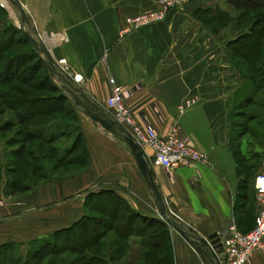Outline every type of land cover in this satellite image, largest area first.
Listing matches in <instances>:
<instances>
[{"label":"crops","instance_id":"0c3cea01","mask_svg":"<svg viewBox=\"0 0 264 264\" xmlns=\"http://www.w3.org/2000/svg\"><path fill=\"white\" fill-rule=\"evenodd\" d=\"M20 1L38 33L45 34L46 40H55L52 50L47 49L53 58L65 59L67 73L73 78L83 76V81L76 84L81 86L84 104L91 112L106 108L112 76L133 90L128 106L164 135L179 117V103L201 95L179 121L195 146L207 154L208 164L200 165L199 178L188 167L168 174L154 165V179L164 197L167 217L175 215V222L196 237L221 233L231 223L238 227L235 211L241 175L226 147L229 127L222 114L230 100L224 97L226 93L220 85L202 83L225 60L223 42L216 39L222 32L212 34L194 16L196 10H215L226 0L191 1L171 9L164 20L124 36L120 30L126 26L127 17L155 8L158 0ZM61 34L67 39H58ZM56 76L61 79L59 74ZM78 118L88 164L42 182L35 190L24 193L21 201H13L15 205L3 207L0 244L27 243L71 225L87 213L86 193L102 188L123 189L125 192L118 191L134 208L159 214L163 219L157 197L148 186L149 176L140 170L124 136L91 119L84 107L78 110ZM168 226L166 239L174 264H213L169 223ZM248 264H264V252H255Z\"/></svg>","mask_w":264,"mask_h":264},{"label":"trees","instance_id":"16d2710c","mask_svg":"<svg viewBox=\"0 0 264 264\" xmlns=\"http://www.w3.org/2000/svg\"><path fill=\"white\" fill-rule=\"evenodd\" d=\"M246 1L243 6L238 5L239 0L235 2L242 9L237 28L248 29L228 43L233 56L241 55L239 42L252 40L254 45H262L257 38L264 37V0ZM0 9L8 12L1 3ZM202 12L221 19L218 13L225 11L217 10L216 14L208 8ZM21 24L24 25L22 21ZM23 29L14 24L5 25L3 30L0 27V178H4L0 186L10 189L11 196L33 191L68 170L78 171L89 161L78 110L84 107L86 113L91 111L85 104H76L65 89L71 83L69 77L54 66L48 52L38 48ZM259 52L257 49L246 60L254 62ZM58 74L65 85L56 82ZM118 190L123 189L88 191L87 213L46 237L27 243H1L0 264H42L45 258L46 264H113L122 255L129 256V264H174L166 239L168 223L134 208ZM240 197L246 200L247 194ZM157 202L161 204L158 198ZM245 204L241 201V208ZM167 218L174 222L176 219ZM248 218L251 221L240 226L250 225L251 230L255 217ZM133 236L139 240L134 241L135 246H128L125 241ZM24 245L26 251L22 253Z\"/></svg>","mask_w":264,"mask_h":264},{"label":"rangeland","instance_id":"374dc122","mask_svg":"<svg viewBox=\"0 0 264 264\" xmlns=\"http://www.w3.org/2000/svg\"><path fill=\"white\" fill-rule=\"evenodd\" d=\"M235 2L236 0H226L225 3L221 4L222 7L217 6V8L213 10L215 12L212 13L216 14L220 11H225L221 12L220 15L218 13V16L222 17L221 19H214L212 14H207V12H202L200 10H196L194 16L197 20L205 24L206 28L209 27L212 34L217 35L222 32L221 36L216 37V39H220L223 42L222 54L225 60L223 59L219 64L218 71L203 79L202 83L203 85H220L224 91L223 93H226L224 94V97L227 101L230 100L226 105V110H223L222 114L226 121L225 125L227 128L229 127L226 147L231 153L232 164L237 173L238 171L246 173L238 180L237 191L239 192L235 211V221L238 224V228L245 231L249 230L250 225H248V227L245 225V227H242L240 226V223H244L247 220L249 223L251 220L248 217H253V219L255 217L256 219L258 213V203L256 199L255 180L256 176L264 171V37L257 38L262 45H254V41L252 40H248V43L247 41L239 42L238 51H240L242 56H233L231 54V48L228 47V43L238 34L248 29L244 27L237 28V17L242 9H238ZM2 3L8 12L0 9V12H4V14L0 13L1 30L5 28V25L12 24L22 29L21 13L18 5L14 3L13 0H2ZM246 3V0H239L238 5L243 6L246 5ZM217 10L218 12H216ZM205 27L203 29H205ZM24 30L25 29H23V31ZM26 31L38 41L41 38V34L39 36L37 29L30 31L27 28ZM58 39H60V37H58ZM54 42L55 40L49 38L45 41V47L48 50H52L51 46L52 44L54 45ZM257 49H260L259 57L254 62H250L249 60L247 61L246 57L251 53H255ZM49 52L50 51H48V54H50ZM209 68L210 67H207L206 69L208 70ZM55 80L59 85H65L63 80L60 82L61 79H59L58 76L55 77ZM198 96L200 97L201 95L198 94ZM193 107L186 110L185 113ZM195 129L197 130L196 127ZM115 130L118 131L120 135L122 134V129L120 127H116ZM226 130L227 129H225V134L227 133ZM10 176L12 175L10 174ZM3 182L4 178H0V184ZM149 188L152 193H154L153 197H157L155 190L152 187ZM10 192V189L0 186V197L4 200L2 208L5 206L15 205V202L13 201L20 200L22 197V192L15 193V195L12 196L9 195ZM243 194H247V202H245V199H241L240 195ZM241 201L246 203V206L241 208ZM159 206L161 207L162 204H159ZM244 208L246 212H244ZM158 213H160V211ZM162 215L163 216L161 217L165 220L167 217L164 214ZM157 216L160 217L159 214ZM134 240V238L130 237L127 241H125V243L128 246H135ZM20 251L25 253L26 248L21 247ZM127 256L122 255L115 260L113 264H117L119 262L129 264V256ZM46 262L47 258H45L41 263L46 264Z\"/></svg>","mask_w":264,"mask_h":264},{"label":"built area","instance_id":"2783aa9c","mask_svg":"<svg viewBox=\"0 0 264 264\" xmlns=\"http://www.w3.org/2000/svg\"><path fill=\"white\" fill-rule=\"evenodd\" d=\"M191 1L193 0H158L155 8L127 17L126 26L120 30V35L124 36L135 29L162 21L171 9L181 7ZM26 26L24 24L23 28L27 30ZM38 34L40 36V33ZM44 36L45 34H41L39 42L45 44L46 38ZM60 39L66 40L67 37L61 34ZM52 61L61 73L68 75L65 59ZM73 79L74 83H80L83 81V76L75 75ZM109 83L111 84V93L107 97L106 108L104 109L109 114V118L115 121V126H119L124 131V136L125 131H127L144 150L153 166L164 168L168 174L176 168L188 167L196 171L195 176L199 178L201 176L200 165L208 164V156L197 148L191 137L184 132L179 117L197 104L200 97L198 95L187 97L178 105L179 117L176 118L169 132L163 135L150 121L135 113L128 106L127 99L132 95L133 90L126 89L117 83L112 76L109 77ZM255 188L258 203L255 224L251 230L243 232L231 223L227 235L221 240L223 252H218L219 248H216L215 245H211L209 250L207 246L195 243L194 240L200 237H196L190 232L192 238L188 241L195 245L199 253L203 254L204 251H207L208 255L204 254L213 264H248L255 252H264V171L256 176ZM3 204L4 200L0 197V220L4 217L2 213Z\"/></svg>","mask_w":264,"mask_h":264},{"label":"water","instance_id":"95a60500","mask_svg":"<svg viewBox=\"0 0 264 264\" xmlns=\"http://www.w3.org/2000/svg\"><path fill=\"white\" fill-rule=\"evenodd\" d=\"M13 1H14V3H16L18 5L19 11L21 13L22 22L24 24L28 25L29 30H34L33 20L31 18V16L27 13L22 2L20 0H13ZM33 42L42 51L48 52L44 43H42V42L37 43L34 39H33ZM67 77H69V75H67ZM69 79L71 80V83L70 84L68 83L67 85H65L66 91L72 95V97L75 100L77 105H83L84 100L81 96V94H82L81 93V91H82L81 86L74 83L73 77H69ZM86 99L89 101L88 97H86ZM90 117L94 121L99 122L107 130L114 129V127H115V124H116L115 121L109 118V114L107 113V111L104 108L100 109L98 112H92L90 114ZM125 133L126 134L124 136V139H125L126 143L128 144V146L131 148V150L134 154L135 160H136L140 170L142 171V173L146 176H149L151 185H152L153 189L155 190L156 195L162 204L161 213L167 217L166 207H165L164 202H163L162 194L160 193L159 187L156 184L155 179H154V177L156 175V173L154 171V166L151 164L150 159L148 158V156L146 155L144 150L133 140L131 135L127 131H125ZM172 217L174 219L176 218L175 215H173ZM166 222L169 223L170 226L175 228L186 240H190L192 238V236L190 235V232L187 231L186 229H184L181 225L175 223L174 221H172L169 218H166ZM230 225L231 224L227 225L222 230L221 233H212L208 236L195 239L194 242L201 244V245H204V246H207L209 250L211 249V245H215L216 248H219L218 252H223L224 249H223L221 240L227 235L229 228H230ZM191 230L192 229L190 228V231ZM200 252H201V250H200ZM204 253L207 254V251H204Z\"/></svg>","mask_w":264,"mask_h":264},{"label":"bare ground","instance_id":"6f19581e","mask_svg":"<svg viewBox=\"0 0 264 264\" xmlns=\"http://www.w3.org/2000/svg\"><path fill=\"white\" fill-rule=\"evenodd\" d=\"M1 4H3V3H2V0H1ZM34 29H35V26H34ZM44 45H45V44H44ZM49 53H50L49 55H50L51 59L54 60V58H53L51 52H49ZM66 73H67V72H66ZM67 74H68V73H67ZM68 75H69V77H72L70 74H68Z\"/></svg>","mask_w":264,"mask_h":264}]
</instances>
